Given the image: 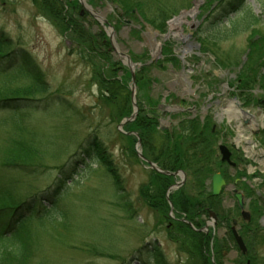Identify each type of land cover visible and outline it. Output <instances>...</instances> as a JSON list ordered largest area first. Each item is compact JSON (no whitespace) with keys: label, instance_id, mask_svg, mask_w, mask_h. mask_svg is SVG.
Wrapping results in <instances>:
<instances>
[{"label":"rangeland","instance_id":"rangeland-1","mask_svg":"<svg viewBox=\"0 0 264 264\" xmlns=\"http://www.w3.org/2000/svg\"><path fill=\"white\" fill-rule=\"evenodd\" d=\"M60 1L63 9L55 13L47 0H0V28L14 44L24 47L33 56L50 85L45 93L49 94L47 97L61 98V102L46 108H22L16 113L0 108V176L12 182L13 178H20L16 187L23 197L32 193L39 195L59 184H65L58 186L60 191L67 190L62 201L57 202V211L63 217L58 219L55 215L41 222L30 221L33 239L28 255L19 260L8 257L3 264H146L155 244L169 264H189L196 255L186 253V249L182 251L175 242L179 226L168 223L162 213L154 214L141 207L140 183L146 175L140 164V125H136V118L142 102L155 99L160 103L161 94L166 90L183 97L186 85L181 75L195 79L191 78L193 93H205L208 89L216 92L220 85L227 83L225 100L231 98L229 87H236V67L246 61L250 48L259 45L264 48V0H244L254 20L249 30L232 35L228 33L230 23L222 17L224 11L213 13L214 8L229 0ZM140 2L152 13L160 8L171 13L160 30L162 35L168 33V38L154 37L152 27L141 25L140 19L133 20L138 17L136 13L126 14L125 10ZM138 8L136 12L140 13ZM190 11L195 13L192 17ZM183 14L180 25H173V19ZM71 17L83 24L93 43L108 55L93 50L85 38L77 40L78 32L73 28ZM111 28L118 50L134 63H145L155 57L158 46L163 57H157L155 62L161 61V68L151 66L147 72L134 68L132 79L130 69L113 51ZM190 31L193 34L187 35L185 41L180 38ZM182 55L185 63L179 59ZM105 56L109 58L107 61ZM110 63L115 76L106 71ZM186 65L190 71L186 70ZM259 68L264 72V60ZM142 74L149 78L146 86H140ZM28 83L22 72L0 73V92L45 95L26 90ZM247 92L250 99L237 96L243 103L241 106L255 115L259 126L264 125V86ZM101 93L108 100L98 99ZM132 95L137 112L132 120L121 125L133 112ZM127 104L128 115L118 118L117 114L123 113ZM13 118L20 123V129L15 127ZM214 122L223 127L228 124L225 117ZM225 130L231 133L229 127ZM94 132L103 138L111 154L112 167L124 187L122 196L116 194L112 176L104 167L96 161L88 163L91 159L78 151L80 143ZM20 134L23 139L18 141H25L27 146L33 144V148L28 159L18 156L10 160L29 162L28 166L13 170L6 162L11 155V145H17L16 137ZM253 140L264 149L261 136ZM255 153L252 163L247 167L243 165L242 169L260 174L255 181L259 188L264 179V161L257 151ZM122 200L130 203L132 211L121 207ZM208 248L210 250L209 244L206 251ZM258 252L264 255V245ZM234 256H227L224 264H234L229 260ZM196 261L199 262V258Z\"/></svg>","mask_w":264,"mask_h":264},{"label":"trees","instance_id":"trees-1","mask_svg":"<svg viewBox=\"0 0 264 264\" xmlns=\"http://www.w3.org/2000/svg\"><path fill=\"white\" fill-rule=\"evenodd\" d=\"M47 1L51 2L54 10H56L55 13H58L63 9V3L60 0ZM60 2L62 3L61 5ZM145 6L144 3L140 2L125 11L126 14H137L138 17H133V20L140 19V22L147 23L154 28L163 30L165 22L171 13L161 8L160 11L157 10L152 13L151 10L149 9V11ZM138 7H140V13L136 12L139 9ZM213 10V13H218L222 10L224 11L222 17H226L227 21L230 23L228 29L229 35L235 34L240 30H249L251 22L254 20L251 10L248 9L244 0H229V2H224L222 5L219 4L218 7ZM71 19L74 23L73 28L75 27V31L78 32L77 40L82 41L80 37L85 38L90 42V45L92 44L91 46L93 47V50L100 52L101 55L107 53V51L101 52L100 49H98V46L93 43L91 34L84 29L82 23L74 17H71ZM104 58L106 61L109 59L108 56H105ZM263 60L264 48L263 45H259L250 48L246 61L236 67L235 89L241 96L244 95V98L246 99H250L249 93L247 92L249 89L256 86L263 88L264 86V72L259 71L260 64H262ZM112 65L113 64L110 63L109 67L106 68V71L115 76V69L110 67ZM150 67L151 66H143L140 69V72H147ZM12 70L22 72L27 77L29 83L26 90H32L33 92L41 94H45L49 91L50 85L47 83L43 71L33 56L24 47L14 44L11 37L0 28V73H7ZM148 80L149 78L145 74L140 75V86L145 85ZM48 95L49 94H45L37 97L25 93L17 95L10 91L3 90L0 92V108L8 109L10 112L16 113L18 110H22V108H46L49 105L61 102L60 97H54L55 95L47 97ZM98 99L108 100L107 98H103L102 93ZM20 106L22 107L20 108ZM123 108L124 112L121 114L118 113V118L128 115L129 104L125 105ZM139 111L140 115L138 114L136 118V125H140V133L144 134V139L146 141L153 140V138L158 139L161 150H164L165 152L177 151L178 154L176 156L174 155L176 163L186 168L188 172L194 173L200 165L205 166L207 164L206 162L208 161V158H210L213 153L212 150L214 143V136L208 128L199 132L200 130L198 127L193 125L196 122H185L180 129V133L174 137V140H171L166 131L164 133H157L155 128L156 113L153 110L140 108ZM13 122L15 123V127L20 129V123H18L15 118H13ZM123 136L126 137V135ZM260 136L264 143V129L260 132ZM16 138L17 145H11V155L8 157L9 161L6 162L7 166L14 167L13 170H17V167L24 168L28 166L27 164L29 162L23 160L12 162L10 160H13V158L18 156H22V159H28L29 154L32 153L31 149L33 148V144L27 146V143H24L25 141H18L22 138L21 134ZM80 144L78 151L81 156H88V158L91 159L88 163L96 161L101 164L105 171L112 176V185L115 188L116 194H121V190H124V187L120 185L121 181L119 182L117 179L115 170L112 167L111 154L106 149L107 145H105L103 138L94 132L88 134L85 140ZM184 148H188L190 154L181 158L182 154H180V152ZM15 151L17 152L15 153ZM73 156L76 157L75 155ZM177 156H179V160L177 159ZM210 167L211 166L209 165V169ZM20 180V178H13L12 182L9 178L0 176V264H3L8 257L19 260L28 255L33 239V234L29 227L31 224L30 221L34 220L41 222L44 219H47V217H55V215L58 219L59 217H63V214L61 216V213L57 211V202L62 201L67 191H60L58 186L60 188L61 186H65V184H59L57 188L45 190V192L40 193L39 195H37V193H32L28 197H23V195L17 193L16 184ZM71 183L72 181L69 182L67 186L71 185ZM122 195L123 194H121V196ZM121 204V207L124 210L128 212L132 211L130 203L122 200ZM257 208L258 207H256V209ZM260 210H262L261 207ZM260 210H257V212ZM39 224L41 225L44 223ZM175 224L179 226L177 229L178 238L175 242L179 244L182 251L186 249V253H193L192 255H196L195 259L193 257L191 258L189 264H211L209 258V253H211V251L209 248L206 251L207 254L203 251L204 247L208 245V241L204 239L201 240V238L187 226L184 227L178 223ZM253 226L254 227L251 231L243 226L241 227V234L246 242L247 252L245 255L240 256V264H244L245 259H249L250 264H264V255L258 252V248L263 247L264 245V228H260L255 224ZM153 246L152 250L149 251L146 261L147 263H145L169 264L160 248L156 244ZM222 250L223 247H221L219 240L215 239L212 252L217 263L223 258L221 255ZM200 253L202 256H198ZM197 258H199V262L196 261ZM139 264L142 263L139 262Z\"/></svg>","mask_w":264,"mask_h":264},{"label":"flooded vegetation","instance_id":"flooded-vegetation-1","mask_svg":"<svg viewBox=\"0 0 264 264\" xmlns=\"http://www.w3.org/2000/svg\"><path fill=\"white\" fill-rule=\"evenodd\" d=\"M191 34L193 31L187 35ZM188 47L190 45H187ZM181 76L182 83L190 88L192 79H195ZM223 88L224 83L216 92L193 93L185 90L182 92L183 97L166 90L161 94V102L164 103L161 111L157 109L155 99L142 102L140 108L150 109L156 113L157 133L166 131L169 138L174 140L185 122H196L193 125L198 127L199 132L209 129L214 136V143L213 153L207 164L200 165L192 173L176 163L177 151L165 152L160 149L158 139L146 141L144 134L140 133V164L146 175L140 183V202L141 207L146 210L154 214L162 213L168 223L187 224L201 240L204 239L209 244L218 239L223 247L221 255L224 257L225 254L228 256L235 254L234 258L229 260L234 264H240L239 258L242 253L234 240L232 230L234 228L241 234L243 226L251 231L256 223L257 210H260V207L264 208V200L257 197L259 191L255 184L256 173L242 169L243 165L247 167L252 163L253 154L249 150V142L242 139L237 145L235 143V138L238 137L237 128L229 127L231 133L227 134L226 126L216 125L214 122L219 121L221 106L234 99L231 97L225 100V95L221 93ZM206 110L213 113L209 114ZM210 119L213 122L208 124ZM221 145L227 148L230 162L222 160ZM180 154L183 158L190 152L188 148H184ZM177 159H180L179 156ZM215 173H219L224 181L216 195L212 192V176ZM237 194L241 196V203ZM144 221L142 219V223ZM247 262H250L249 259H245V264Z\"/></svg>","mask_w":264,"mask_h":264},{"label":"water","instance_id":"water-1","mask_svg":"<svg viewBox=\"0 0 264 264\" xmlns=\"http://www.w3.org/2000/svg\"><path fill=\"white\" fill-rule=\"evenodd\" d=\"M125 57L127 59V63L129 65V67L132 68V66L134 64L131 63L130 59L127 56H125ZM135 65L139 66V64H135ZM132 102L134 104V101H132ZM135 113H136V107L134 108L133 113L130 115V117L126 118L124 121H127V120L132 119L134 117ZM220 153L222 155V160H225L227 162H230V160H229V152H228V150H227L226 147H224V146L221 145L220 146ZM223 184H224V181H223L221 175L219 173H215L212 176V192H213L214 195H216V194L219 193L220 188H221V186ZM237 198H238L239 202L241 203V196H240V194H237ZM232 233H233L234 239H235V241H236L239 249L242 252H244L246 250V248H245V245H244L241 237L237 234V232L235 230H233Z\"/></svg>","mask_w":264,"mask_h":264},{"label":"bare ground","instance_id":"bare-ground-1","mask_svg":"<svg viewBox=\"0 0 264 264\" xmlns=\"http://www.w3.org/2000/svg\"><path fill=\"white\" fill-rule=\"evenodd\" d=\"M191 12L193 13V11H191ZM183 16H184V14H183L182 16H180V18L176 19V20L174 21L173 25H174V24H175V25H176V24L178 25V24H179V21H181V18H182ZM234 112H235L234 110H233V112H230V113H229V116L232 117L233 115H235Z\"/></svg>","mask_w":264,"mask_h":264}]
</instances>
